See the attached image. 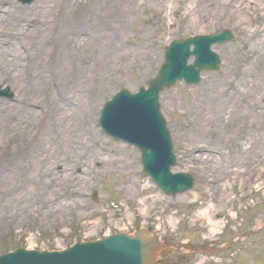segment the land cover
<instances>
[{
  "label": "rangeland",
  "instance_id": "rangeland-1",
  "mask_svg": "<svg viewBox=\"0 0 264 264\" xmlns=\"http://www.w3.org/2000/svg\"><path fill=\"white\" fill-rule=\"evenodd\" d=\"M222 1L0 0V86L15 94L12 100L0 97V253L18 247L64 250L149 228L178 246L222 247L238 236L215 253L162 252L159 264H264V167L262 179L238 181L230 188L234 202L213 211L210 206L218 202L205 199L202 188L208 171L188 157L177 128L182 105L201 93L204 79L224 77L236 51L244 58L249 25L242 26L237 14L217 13ZM240 1L228 8L238 10ZM224 29L234 38L213 45L222 60L219 69L203 72L196 85L178 81L160 93L177 156L172 171L194 178L190 190L164 194L144 172L139 149L102 131L101 110L119 90L147 87L172 41ZM56 101L70 118L83 114L84 104L95 110L92 145L80 156L68 141L57 148L50 144L47 159L40 148V124L47 119L36 110ZM66 175L77 179L79 192L60 210L51 199Z\"/></svg>",
  "mask_w": 264,
  "mask_h": 264
},
{
  "label": "bare ground",
  "instance_id": "bare-ground-1",
  "mask_svg": "<svg viewBox=\"0 0 264 264\" xmlns=\"http://www.w3.org/2000/svg\"><path fill=\"white\" fill-rule=\"evenodd\" d=\"M233 1L223 0L217 13L237 14L242 26L249 25L244 28V58L241 50L236 51L224 77L204 79L201 93L182 105L177 125L188 157L208 171L209 177L204 178L202 188L207 194L205 199L218 202L209 208L216 212L225 201L234 202L230 188H236L238 181L243 185L253 176L262 179L261 166L264 167V25L261 23H264V0L262 3L257 0L259 4L255 6L248 4L249 0H241L238 10L228 8ZM87 105L79 110L83 114L72 118L66 116L60 101L40 105L36 110L38 118L45 115L47 119L39 123L43 137L40 148L46 159L50 157V144L57 148L63 141L73 143L79 156L92 145L90 127L95 128L97 115ZM34 168L43 170L37 165ZM77 182L72 175L61 179L51 203L65 209L79 192ZM206 218L211 221V217Z\"/></svg>",
  "mask_w": 264,
  "mask_h": 264
},
{
  "label": "water",
  "instance_id": "water-1",
  "mask_svg": "<svg viewBox=\"0 0 264 264\" xmlns=\"http://www.w3.org/2000/svg\"><path fill=\"white\" fill-rule=\"evenodd\" d=\"M231 38V32L225 30L215 36L174 41L166 51V62L159 75L150 81L149 89L142 88L137 94L122 90L102 111L100 122L104 130L142 150L146 172L165 192L184 191L192 186L193 180L186 173L173 174L170 171L176 158L159 109V93L179 79L195 83L201 70L217 69L220 58L211 50V45ZM192 55L196 59L190 66L187 62ZM7 90H2V94H8ZM157 244L155 238L147 237L145 231H140L135 236L119 234L101 242L77 244L62 254L18 249L13 254L1 256L0 264H152Z\"/></svg>",
  "mask_w": 264,
  "mask_h": 264
}]
</instances>
